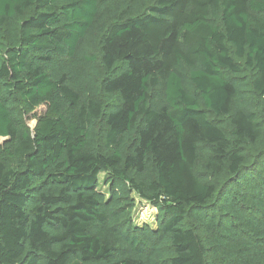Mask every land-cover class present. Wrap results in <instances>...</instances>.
<instances>
[{"label":"trees","instance_id":"16d2710c","mask_svg":"<svg viewBox=\"0 0 264 264\" xmlns=\"http://www.w3.org/2000/svg\"><path fill=\"white\" fill-rule=\"evenodd\" d=\"M0 139V264H264V0H0Z\"/></svg>","mask_w":264,"mask_h":264},{"label":"rangeland","instance_id":"374dc122","mask_svg":"<svg viewBox=\"0 0 264 264\" xmlns=\"http://www.w3.org/2000/svg\"><path fill=\"white\" fill-rule=\"evenodd\" d=\"M44 108L40 107L37 109V115H42L44 113ZM35 125L34 121L29 122V126L33 128ZM3 139H0V144ZM135 197V196H134ZM155 216L156 210L152 208L150 205L146 204L143 201L137 199L136 208L133 214V221L140 224H148L149 226L155 227Z\"/></svg>","mask_w":264,"mask_h":264}]
</instances>
